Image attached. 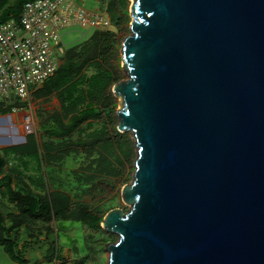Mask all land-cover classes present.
Instances as JSON below:
<instances>
[{
    "label": "water",
    "instance_id": "1",
    "mask_svg": "<svg viewBox=\"0 0 264 264\" xmlns=\"http://www.w3.org/2000/svg\"><path fill=\"white\" fill-rule=\"evenodd\" d=\"M108 264H264V0H133Z\"/></svg>",
    "mask_w": 264,
    "mask_h": 264
},
{
    "label": "rangeland",
    "instance_id": "2",
    "mask_svg": "<svg viewBox=\"0 0 264 264\" xmlns=\"http://www.w3.org/2000/svg\"><path fill=\"white\" fill-rule=\"evenodd\" d=\"M77 1L106 11L111 25L104 31L78 26L61 31L60 68L79 65L67 84L34 91L26 104L34 132L25 134L20 118L0 102V155L8 161L3 175L12 176L17 191L38 200L52 198L60 211L48 221L33 219L0 194L7 227L20 234L21 244L34 241L25 251L30 264H108L106 247L118 236L84 225L81 217L91 213L102 224L108 212L130 210L122 190L133 180L137 148L132 135L118 127L122 100L113 87L128 80L122 50L132 34L133 2ZM74 84L77 92L70 96L66 91ZM0 264L11 263L0 255Z\"/></svg>",
    "mask_w": 264,
    "mask_h": 264
},
{
    "label": "built area",
    "instance_id": "3",
    "mask_svg": "<svg viewBox=\"0 0 264 264\" xmlns=\"http://www.w3.org/2000/svg\"><path fill=\"white\" fill-rule=\"evenodd\" d=\"M110 25L106 11L87 9L77 0L31 1L19 20L0 24V102L12 105L25 134L35 128L26 104L60 67L61 31L74 26L104 31Z\"/></svg>",
    "mask_w": 264,
    "mask_h": 264
},
{
    "label": "trees",
    "instance_id": "4",
    "mask_svg": "<svg viewBox=\"0 0 264 264\" xmlns=\"http://www.w3.org/2000/svg\"><path fill=\"white\" fill-rule=\"evenodd\" d=\"M35 0H0V24L5 23L12 18L19 20L24 5L28 2ZM126 2V0H123ZM111 43L107 44V48ZM77 65L68 64L65 67H59L57 73L50 79H48L43 85H46L49 89H55L64 84H67L71 72L76 71ZM77 92V85H72L66 93L70 96H74ZM7 108L12 110V105H8ZM90 114L98 116V113L90 111ZM12 151H6L10 153ZM8 161L6 157L0 155V194L6 197L10 203L16 205L20 213L27 215L33 219L50 220L53 216L59 215L58 204L52 198H45L44 200H38L34 196L27 194L23 191H17L13 186V180L11 175H3L5 167ZM84 225L100 229L101 219L91 213H85L81 217ZM20 234L16 233V230L7 227L5 217L0 214V246L4 248L5 252L9 255L10 259L19 264H30L29 260L25 256V251L31 247L34 241H27L20 245ZM59 258V256L57 257ZM83 264V262H82Z\"/></svg>",
    "mask_w": 264,
    "mask_h": 264
},
{
    "label": "crops",
    "instance_id": "5",
    "mask_svg": "<svg viewBox=\"0 0 264 264\" xmlns=\"http://www.w3.org/2000/svg\"><path fill=\"white\" fill-rule=\"evenodd\" d=\"M25 242H27V241H25ZM23 243H24V242H23ZM23 243H22V244H23ZM20 245H21V243H20ZM0 255H2L3 257L6 258V262H10L11 264H19V263H17V262L12 261V260L9 258V256L6 254V252H5V250H4L3 247H0Z\"/></svg>",
    "mask_w": 264,
    "mask_h": 264
},
{
    "label": "bare ground",
    "instance_id": "6",
    "mask_svg": "<svg viewBox=\"0 0 264 264\" xmlns=\"http://www.w3.org/2000/svg\"><path fill=\"white\" fill-rule=\"evenodd\" d=\"M132 2H133V0H132ZM122 55H123V53H122ZM128 205V204H127Z\"/></svg>",
    "mask_w": 264,
    "mask_h": 264
}]
</instances>
